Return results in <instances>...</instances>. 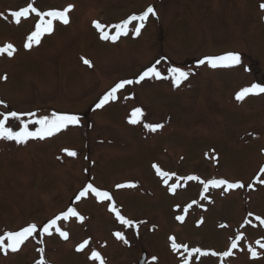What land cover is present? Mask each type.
Masks as SVG:
<instances>
[{"label":"rangeland","instance_id":"374dc122","mask_svg":"<svg viewBox=\"0 0 264 264\" xmlns=\"http://www.w3.org/2000/svg\"><path fill=\"white\" fill-rule=\"evenodd\" d=\"M29 2L0 0V47L16 48L12 57L0 56V113L35 112L36 117H21L28 121L60 112L81 120L43 140L0 139V235L38 226L17 252L0 251V264H36L40 247L46 264H99L90 259L92 250L105 264H181L183 248L173 251L170 237L209 253L197 254L194 264H264V248L256 243H264V224L256 219L264 220V183L257 182V177L264 181V93L235 98L245 86L264 84V0H35L41 12L74 7L67 25L54 21V31L26 49L39 17L30 13L16 24L11 12ZM148 6L156 15L149 16L139 36L130 30L115 42L102 40L93 26V21L120 23ZM228 52L239 53L242 63L216 69L198 65L206 56ZM157 60L163 75L176 66L190 72L188 79L177 87L170 79L146 78L95 107L116 83L137 79ZM137 107L144 117L131 124ZM144 123L163 127L151 132ZM12 124L19 130L18 121ZM153 165L176 176L225 179L245 187L210 188L209 199L201 200V183L180 181L173 193L174 180L165 185ZM88 183L113 200L89 193L77 201ZM193 200L199 203L183 213ZM113 202L123 216L141 222L139 227L121 225L109 210ZM68 207L85 218L58 221L69 238L55 229L40 236V227ZM178 215H185L183 222ZM117 231L128 243L116 238ZM238 233L244 239L231 256L211 255L228 250ZM85 239L90 244L77 251Z\"/></svg>","mask_w":264,"mask_h":264},{"label":"snow or ice","instance_id":"6c2138e0","mask_svg":"<svg viewBox=\"0 0 264 264\" xmlns=\"http://www.w3.org/2000/svg\"><path fill=\"white\" fill-rule=\"evenodd\" d=\"M35 0H30L26 7L21 8L18 11L11 12V17L14 19L16 24L21 23V18H27L30 13H35L36 16L39 17L38 22L35 24L34 30L26 37V43L24 47L26 49H30L34 44H39L41 42V38L45 34H51L54 31V21H59L62 24L67 25L69 21V13L71 12L73 5H68L63 10H48L41 12L36 7L33 6ZM261 9H264V3L260 5ZM155 16V9L152 6H148L142 13L140 14H132L127 19L121 21L120 23L106 26L99 21H93V26L97 29L100 33V38L102 40H111L115 42L119 39L120 36L128 35L129 31H133V34L139 36L141 33V29L145 26V22L148 20L149 16ZM133 22H136L134 28L130 29V25H133ZM114 28L115 33L111 34L108 28ZM16 52V48L13 44L8 43L5 44L3 47H0V56L7 55L8 57H12ZM84 64L91 67V62L86 59L82 58ZM242 63L241 55L235 52H228L226 54L215 55V56H206L198 61V65L207 64L209 67L216 69V68H232L239 66ZM160 64V61L157 60L153 65L147 67L144 71H142L138 78L135 80L126 79L116 83L107 93H105L96 103L95 107L97 109L102 108L105 104L110 101H114L117 99V93L125 88L127 85L132 84H139L146 78H156V79H170L174 86H179L183 81L187 80L190 72L184 70L181 67L171 66L166 69L167 75H163L162 72L159 70L157 65ZM247 70V69H246ZM3 79H7L6 75ZM264 93V84L261 83H252L250 86L243 87L240 91H238L235 95L237 101H242L245 97L250 94H261ZM4 104L3 101H0V105ZM23 115H28L31 117H36V113H18L17 111H10L7 113H0V139L8 140V141H15L18 144L26 143L30 139H46L49 137L54 136L55 134L61 132L62 130L67 129L69 126H75L80 123L81 117L76 114L70 113H60V112H52L51 115H43L37 117L35 119H31L25 121L21 119ZM144 117V112L141 108H135L131 113V118L129 122L131 124L140 123ZM18 121L19 124L17 127L19 130H14L12 121ZM35 125L34 130H31L29 125ZM147 130L151 132H155L158 129L162 128L163 125L159 123H144L143 125ZM67 155L69 156H76L77 153L75 151H71L65 149ZM156 174L162 178L163 183L165 185L169 184V181H173V183L169 186V191L175 192L178 187L181 186L180 181H198L203 185L202 192L200 194L201 200H207L209 197L205 195L209 191L210 188H221L224 187V191H228L230 189H241L244 188L245 185L242 182H235L231 183L225 179H209L207 181L201 180L199 176L189 175L185 177L176 176L175 173L164 172L160 169L159 166L153 165ZM261 174H264V168L260 169ZM257 182L264 183V181L260 180L257 177ZM134 187V184L128 185H117L118 188L123 187ZM249 188L252 187L251 184L248 185ZM91 193L100 201H112L113 198L108 191H102L98 188L94 187L91 183H88L83 189L78 193L75 197L77 201H79L82 197L88 196ZM199 202L193 200L190 204H188L182 211L183 213H187L188 210L193 206V204H198ZM111 212L115 214V218L117 221L128 228L139 227V223L135 222L131 219L126 218L123 216L119 210V208L113 202L110 205ZM249 216L252 214L249 213ZM71 217H76L80 222H83L85 219L82 215H80L75 207H68L66 211H63L59 215L55 216L54 218L50 219L47 223L43 224L39 229V235L43 236L47 234L49 236L52 235V229L60 235L61 238L67 240L69 238V233L67 231L62 230L58 226V221H67ZM177 220L183 222L185 219V215H178L176 217ZM257 220H260L261 224H264V220L260 217H256ZM249 221H245L248 223ZM224 227V225H221ZM35 233H38V226L35 223L28 224L26 227H23L19 231H7L3 235H0V251H3L5 254L10 250L11 252H17L21 246L32 237ZM117 239L123 240L125 243L128 241L125 239L122 232L117 231L114 234ZM171 241V248L173 251L180 252L181 248H183V252L181 253V264H194L193 258L197 256H207L209 253L207 251H202L199 247H194L189 249L187 245H181L180 243L176 242L175 237L169 238ZM244 239L242 233H238L234 239L231 240V244L228 250L224 251L223 253H216L212 252L211 255L216 256L220 255L223 257H229L233 254L232 250L238 247L240 241ZM7 241V243H6ZM38 243H43V240L40 239ZM260 248H264V243L260 241H256ZM90 244V240L85 239L82 243H80L77 247V251L84 250ZM251 253L252 258H256L258 256L257 251L249 246L248 249ZM38 252L41 254L40 259L36 261V264H46L44 259V252L45 249L43 247L38 248ZM186 254V255H185ZM90 259L93 261H99V264H105V260L102 258L100 252L96 250L91 251ZM152 260L155 261L156 257H152Z\"/></svg>","mask_w":264,"mask_h":264}]
</instances>
